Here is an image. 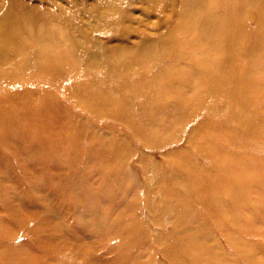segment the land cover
Listing matches in <instances>:
<instances>
[{
	"label": "rangeland",
	"instance_id": "rangeland-1",
	"mask_svg": "<svg viewBox=\"0 0 264 264\" xmlns=\"http://www.w3.org/2000/svg\"><path fill=\"white\" fill-rule=\"evenodd\" d=\"M209 2L0 0V264H264V11L210 81Z\"/></svg>",
	"mask_w": 264,
	"mask_h": 264
},
{
	"label": "bare ground",
	"instance_id": "bare-ground-1",
	"mask_svg": "<svg viewBox=\"0 0 264 264\" xmlns=\"http://www.w3.org/2000/svg\"><path fill=\"white\" fill-rule=\"evenodd\" d=\"M217 2L215 0H210L208 7L206 6L203 9V12L200 15V19L197 22V25H195V22L192 21L189 23V26L185 27L184 36L182 35L183 39L184 37H187L188 34L190 35H198L196 32H194L195 27H198L201 30V35L207 37L215 38L213 40V43H211V48L215 50V48L219 51L217 53L218 61L214 63H219L218 68L213 71L209 72V80L210 81H218L222 79V70H228L230 69L232 73L235 72L236 68L234 66H228L229 64L237 61V56L240 54L246 53L253 45H251L249 38L246 36L247 32L244 30L243 26V16L250 11V6H259L258 7L261 11H264V0H260L259 4L255 5L254 0H233L231 3H229V7H233L231 10V15L228 17H222L220 14V8H218ZM193 3H189L191 5ZM190 8V7H189ZM188 11V9H186ZM195 12V10H194ZM214 17V23L212 24L210 21ZM9 15L6 14L5 17L2 18L0 22L1 28L5 31L6 27L10 25L8 23ZM261 22L263 23L262 26L264 27V16L261 19ZM222 31V36L219 35V33ZM264 33V30L261 31ZM4 36V34H3ZM264 36V34H263ZM221 38L222 40H219ZM262 38V37H260ZM230 39L231 42L229 41ZM8 45L7 41L4 38H1L0 40V53L1 48L6 47ZM208 52L204 50V55L199 60L200 61V69H204L207 62H210L208 58ZM237 54V55H236ZM5 56V54H0V59ZM45 56L48 59H51V61L54 63V66H56L60 59L58 57H51V51L49 53H45ZM224 75L226 77V73L224 72ZM242 77V76H240ZM207 79V80H208ZM249 87V85L245 84L244 88L246 89ZM236 91H234L235 93ZM46 106H49L48 104ZM53 112L58 114L54 107ZM36 108V105L33 107ZM42 108H39L37 111H41ZM46 110V109H45ZM23 126L25 127V123L22 122ZM47 167H45L46 170Z\"/></svg>",
	"mask_w": 264,
	"mask_h": 264
}]
</instances>
